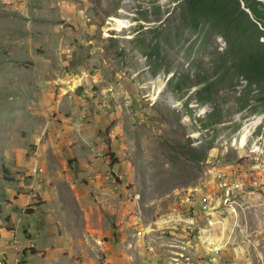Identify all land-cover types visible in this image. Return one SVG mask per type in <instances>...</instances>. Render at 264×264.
Masks as SVG:
<instances>
[{
    "label": "rangeland",
    "instance_id": "obj_1",
    "mask_svg": "<svg viewBox=\"0 0 264 264\" xmlns=\"http://www.w3.org/2000/svg\"><path fill=\"white\" fill-rule=\"evenodd\" d=\"M238 1L258 31L235 0H0V264H264V0Z\"/></svg>",
    "mask_w": 264,
    "mask_h": 264
},
{
    "label": "trees",
    "instance_id": "obj_2",
    "mask_svg": "<svg viewBox=\"0 0 264 264\" xmlns=\"http://www.w3.org/2000/svg\"><path fill=\"white\" fill-rule=\"evenodd\" d=\"M188 1V6L190 7V9L192 10V12H194L195 15H198L200 13V10H197L198 7L201 5L202 1L203 0H187ZM213 1H217V2H214L212 7H213V12H217L218 10V7L220 6L221 4V1L222 0H213ZM235 3L237 4L238 8H239V11H240V15L242 16V18L246 21H242L243 24L247 27V26H251V27H255L256 28V31L259 30L258 26L253 22V20L251 19V16L246 13V11H243L241 8V5H240V2L238 0H235ZM245 6L246 8L251 12V15L253 16V18L257 21H260L261 18H260V14H259V11L257 9H255L251 4H250V1L249 0H245ZM224 8V6L222 7V9ZM195 10V11H194ZM225 10V9H224ZM236 19H233L232 22H234ZM241 35L243 36V33H241ZM245 43V42H243ZM156 51L159 52L160 50V44H156ZM248 56V54L246 55ZM246 68L249 69V72L246 77H245V80L246 81H249L251 83V81H253L251 79V75H258V74H261V73H264V61H262V59L260 58L259 55H252L249 59H248V62H247V66ZM251 76V77H250ZM184 78V76H182ZM199 77V75H196L194 77V80H197V78ZM173 76L169 79V83L170 84V81L171 83L174 81L172 80ZM186 79L188 80H193L191 79V76L188 75L186 77ZM250 79V80H249ZM193 82V81H192ZM206 81H196V82H193L192 84L194 86H201L200 90H198V95L200 96V100L203 101V98H205L206 96H212L214 95L213 94V87H215L216 83L217 82H211V83H207L205 84ZM203 84V86H202ZM216 113L217 111H214L212 114H211V117L214 118L216 116Z\"/></svg>",
    "mask_w": 264,
    "mask_h": 264
},
{
    "label": "built area",
    "instance_id": "obj_3",
    "mask_svg": "<svg viewBox=\"0 0 264 264\" xmlns=\"http://www.w3.org/2000/svg\"><path fill=\"white\" fill-rule=\"evenodd\" d=\"M210 197L212 196L202 195V196L196 197V196L191 195V200L185 201V202L188 205L189 211H194V212L197 211V212L210 215L213 212V210H208L207 208V201L210 199ZM221 249L222 248L218 246L215 248L214 252L219 253Z\"/></svg>",
    "mask_w": 264,
    "mask_h": 264
}]
</instances>
